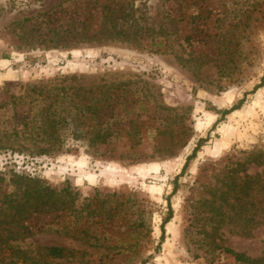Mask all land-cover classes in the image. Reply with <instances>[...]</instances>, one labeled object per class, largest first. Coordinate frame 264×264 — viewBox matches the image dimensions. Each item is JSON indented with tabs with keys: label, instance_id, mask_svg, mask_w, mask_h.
Here are the masks:
<instances>
[{
	"label": "rangeland",
	"instance_id": "1",
	"mask_svg": "<svg viewBox=\"0 0 264 264\" xmlns=\"http://www.w3.org/2000/svg\"><path fill=\"white\" fill-rule=\"evenodd\" d=\"M252 151L264 152V0H0V264L264 256V224L216 233L202 204ZM25 181L60 206L33 210ZM51 245L76 252L52 258Z\"/></svg>",
	"mask_w": 264,
	"mask_h": 264
},
{
	"label": "trees",
	"instance_id": "2",
	"mask_svg": "<svg viewBox=\"0 0 264 264\" xmlns=\"http://www.w3.org/2000/svg\"><path fill=\"white\" fill-rule=\"evenodd\" d=\"M55 40V45H61L63 36H56ZM262 84L263 81L257 85L254 90L259 88ZM243 102L244 98L239 100L237 104L222 110V115L225 116L239 109ZM201 141L202 140H199L193 153L187 157L183 171L188 166L190 159L196 154L198 147L201 145ZM249 164L263 166V170L255 174H250L247 172ZM225 166L228 167V170L222 178H218V180L220 179V184H208V186H206V191L210 196L202 198V204L207 206L211 213L209 219L213 222V230L218 233L220 228H222L228 220L243 223V229L247 227L254 228L264 224V152H248L244 161H232ZM179 176L175 178L176 183ZM25 182V197L27 200L30 198L34 199L32 203H30V207H32L33 210L38 211L44 207H47L49 210L60 206L59 197L55 189L49 186H42L37 189L30 187L27 181ZM225 206L231 207V213H228L224 209ZM22 207H24V205L20 208ZM172 216L173 208L169 203L168 214L162 222V241L165 237V225L170 221ZM16 231H18V229H16ZM225 251L231 253L241 264H264V256L250 257L244 252H239L231 248H225ZM75 252L76 251L68 250L63 246L51 245L44 247V254L52 258H63L68 254H75ZM212 261L213 260H211V262Z\"/></svg>",
	"mask_w": 264,
	"mask_h": 264
}]
</instances>
